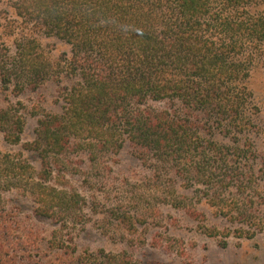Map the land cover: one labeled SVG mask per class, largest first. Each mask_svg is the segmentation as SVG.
I'll return each instance as SVG.
<instances>
[{
	"label": "trees",
	"instance_id": "1",
	"mask_svg": "<svg viewBox=\"0 0 264 264\" xmlns=\"http://www.w3.org/2000/svg\"><path fill=\"white\" fill-rule=\"evenodd\" d=\"M263 2L10 1L15 16L70 48L52 61L36 37L23 38L10 69L1 71L4 82L12 78L22 86L53 74L73 80L61 113L39 121L31 144L43 172L75 139L92 163L127 144L141 162L178 163L183 176L205 184L215 169L234 171L244 152L236 146L230 153L217 136L235 140L251 124L244 81L254 58L264 57ZM23 126L0 111L7 143L18 144ZM54 206L38 210L45 216Z\"/></svg>",
	"mask_w": 264,
	"mask_h": 264
},
{
	"label": "rangeland",
	"instance_id": "2",
	"mask_svg": "<svg viewBox=\"0 0 264 264\" xmlns=\"http://www.w3.org/2000/svg\"><path fill=\"white\" fill-rule=\"evenodd\" d=\"M10 1L0 0V111L24 126L18 144L0 132V264H264V57L244 81L250 126L235 140L217 136L244 156L230 173L215 169L210 184L178 163H143L127 144L92 163L78 139L43 172L31 144L73 80L53 74L22 86L1 71L23 38L36 37L52 61L70 48L15 16ZM49 202L55 208L40 214Z\"/></svg>",
	"mask_w": 264,
	"mask_h": 264
}]
</instances>
